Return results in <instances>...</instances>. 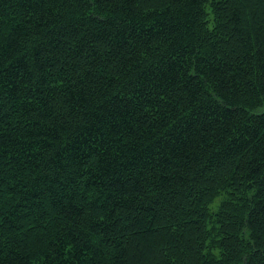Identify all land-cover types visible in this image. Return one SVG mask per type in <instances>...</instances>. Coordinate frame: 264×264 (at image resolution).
<instances>
[{"label": "trees", "instance_id": "obj_1", "mask_svg": "<svg viewBox=\"0 0 264 264\" xmlns=\"http://www.w3.org/2000/svg\"><path fill=\"white\" fill-rule=\"evenodd\" d=\"M0 264H264V0H0Z\"/></svg>", "mask_w": 264, "mask_h": 264}, {"label": "rangeland", "instance_id": "obj_2", "mask_svg": "<svg viewBox=\"0 0 264 264\" xmlns=\"http://www.w3.org/2000/svg\"><path fill=\"white\" fill-rule=\"evenodd\" d=\"M218 200H219V198H216V199L214 200V203L212 204V208H214V210L217 208L216 206H217V204H218Z\"/></svg>", "mask_w": 264, "mask_h": 264}]
</instances>
